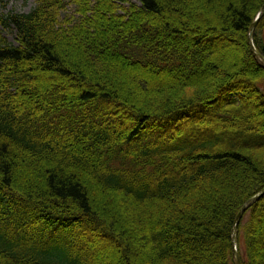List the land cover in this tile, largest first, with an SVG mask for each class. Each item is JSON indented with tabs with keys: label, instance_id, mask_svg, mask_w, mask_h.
<instances>
[{
	"label": "trees",
	"instance_id": "obj_1",
	"mask_svg": "<svg viewBox=\"0 0 264 264\" xmlns=\"http://www.w3.org/2000/svg\"><path fill=\"white\" fill-rule=\"evenodd\" d=\"M135 1L0 13V264H234L264 189V0ZM239 253L264 264V197Z\"/></svg>",
	"mask_w": 264,
	"mask_h": 264
},
{
	"label": "rangeland",
	"instance_id": "obj_2",
	"mask_svg": "<svg viewBox=\"0 0 264 264\" xmlns=\"http://www.w3.org/2000/svg\"><path fill=\"white\" fill-rule=\"evenodd\" d=\"M2 4L0 5V13H8V12H16L20 14L30 13L37 5L38 0H0ZM131 2H136L135 0H128ZM215 12H219L218 8H215ZM213 18V15H210ZM70 17L77 18L78 16L75 13V9L70 7L69 10L62 15V21L69 19ZM4 36L8 39L9 42L15 43V33L12 30H3ZM109 198L104 196L103 194H99L94 196V202L100 207H105L107 209V214L118 213L124 217V220L127 221V227H130L132 221V210L130 205L118 206L115 200H112L111 204L109 203ZM108 206V207H107ZM136 214V213H135ZM120 216V217H121ZM122 219V218H121ZM126 231L130 232V229L127 228ZM103 245V244H102ZM106 246V250L104 251L101 262H105L106 264H111L112 257H116L119 252H116L111 246Z\"/></svg>",
	"mask_w": 264,
	"mask_h": 264
},
{
	"label": "water",
	"instance_id": "obj_3",
	"mask_svg": "<svg viewBox=\"0 0 264 264\" xmlns=\"http://www.w3.org/2000/svg\"><path fill=\"white\" fill-rule=\"evenodd\" d=\"M264 16V7L260 11L257 20L255 23L250 28L249 31V45L251 49V53L254 57V59L257 61V63L264 68V55L259 53L257 49L255 48L253 38L255 34V30L257 28L258 21ZM264 197V189L260 191L257 195H255L253 198H251L241 209L239 214L237 215V218L234 222L233 225V230H232V243H233V260L234 264H243L242 259L240 257L239 251H238V236H239V225L241 223L242 217L246 213V211L254 205L256 202L260 201Z\"/></svg>",
	"mask_w": 264,
	"mask_h": 264
},
{
	"label": "bare ground",
	"instance_id": "obj_4",
	"mask_svg": "<svg viewBox=\"0 0 264 264\" xmlns=\"http://www.w3.org/2000/svg\"><path fill=\"white\" fill-rule=\"evenodd\" d=\"M259 202V201H258ZM257 203V202H256Z\"/></svg>",
	"mask_w": 264,
	"mask_h": 264
}]
</instances>
